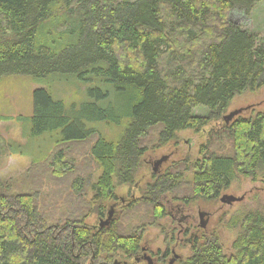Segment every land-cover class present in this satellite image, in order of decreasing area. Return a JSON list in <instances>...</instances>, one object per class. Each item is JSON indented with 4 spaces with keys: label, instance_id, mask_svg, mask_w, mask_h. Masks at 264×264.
<instances>
[{
    "label": "trees",
    "instance_id": "trees-1",
    "mask_svg": "<svg viewBox=\"0 0 264 264\" xmlns=\"http://www.w3.org/2000/svg\"><path fill=\"white\" fill-rule=\"evenodd\" d=\"M261 1L0 0V79L28 76L39 83L62 75L86 87L72 119L64 100L43 88L33 91L30 136L62 132L51 173L63 177L73 171L60 145L95 134L90 155L101 170L91 185L90 212L61 222L48 219L34 195L0 191V264H123L117 255H136L143 231L121 234L116 215L103 227L86 219L91 213L106 217L118 200L119 213L146 200L154 218L168 215L160 198L177 187L180 174L152 172L142 197L126 205L115 193L116 184H133L147 152L142 140L153 127L160 126L158 146L186 130L197 134L211 126L209 134L219 135L215 123L232 143L231 155L210 151V138L200 146V157L190 165L192 199L214 201L237 176L264 170V111L223 120L236 96L264 87V44L230 20L232 11L249 15ZM199 106L208 114H194ZM123 121L115 141L85 125ZM9 147L0 137V157ZM83 183L76 177L72 188L79 192ZM238 225L231 253L217 236L195 234L187 240L190 255L179 264H264V213L249 211Z\"/></svg>",
    "mask_w": 264,
    "mask_h": 264
},
{
    "label": "rangeland",
    "instance_id": "rangeland-1",
    "mask_svg": "<svg viewBox=\"0 0 264 264\" xmlns=\"http://www.w3.org/2000/svg\"><path fill=\"white\" fill-rule=\"evenodd\" d=\"M230 20L254 35L258 45L264 44V0L255 4L249 15L232 11ZM39 88L47 90L55 100H64L69 118L81 108L83 102L81 100L86 97V87L72 76L50 75L39 83L28 76L12 75L0 79V117L5 119L0 121V137L10 146L9 152L0 157V191L9 190L13 195H34L36 204L46 213V217L51 218L52 222L54 220L61 222L66 217L90 212L91 185L101 174L97 163L90 155V147L97 139V135L84 141L60 145L58 148L73 167V171L63 177H55L51 173L50 159L57 142L62 139V132L30 136L28 119L33 113L32 94ZM238 110L241 111L239 115L243 117L264 111V87L257 92L236 96L225 114ZM194 114L205 116L208 111L206 107L199 106L194 109ZM124 124L125 121L118 126L104 122H88L85 125L87 128L93 127L96 133L105 139L115 141L123 131ZM220 127L215 123L214 129L221 138L218 134H209V130L212 129L210 126L197 134L193 131H182L177 134L175 140L164 146L157 145L160 126L148 131L142 140L147 152L140 158L133 184L130 186L116 184V195L122 201H127L123 205L131 198L142 197L147 184L152 181L153 163L162 157L167 159L159 167L158 172L172 176L180 174L182 178L175 183L177 187L174 190L161 196V204L168 214L161 219L153 217L152 205L146 200L132 204L122 213L118 212L121 203L119 200L116 201L115 204L118 206H114L113 211L121 234L127 235L132 232L139 234L143 231L141 245L147 248L148 253L173 250L180 260L190 255V245L185 240L190 239L193 234H213L218 237L226 254L232 252L231 245L240 230L239 218L249 211L264 213V170H258L253 177L237 176L229 188L220 195L242 198L239 202L226 205L219 201L220 198L214 201L192 199L190 165L200 157V146L207 143L210 138L208 145L210 151L232 154V143L225 139ZM76 177L84 180L79 192L72 188V182ZM111 205L113 204L108 206ZM199 212L204 213L203 232L198 228ZM102 219L104 221L105 217ZM181 219L183 222L180 225L178 221H182ZM86 223L97 225L100 222L91 213ZM155 258L156 264H166L170 256L164 259L166 262L160 260L159 255L154 257V260ZM115 261H121L123 264H146L143 260L136 262L133 258L126 259L120 255H117ZM179 261L176 264H179Z\"/></svg>",
    "mask_w": 264,
    "mask_h": 264
},
{
    "label": "flooded vegetation",
    "instance_id": "flooded-vegetation-1",
    "mask_svg": "<svg viewBox=\"0 0 264 264\" xmlns=\"http://www.w3.org/2000/svg\"><path fill=\"white\" fill-rule=\"evenodd\" d=\"M221 198V197H220ZM219 201H220V199H219ZM109 212H111V216L113 217V215H115V213H114V211H113V207H112V209L110 208L109 210H108V212H107V215H106V217H105V220L107 219V217H108V214H109ZM202 214L203 215V217H204V213H202V212H199L198 213V217H199V214ZM182 220V219H181ZM199 220H200V218H199ZM101 221H103V219H99V222H101ZM181 222H183V220L182 221H178V223L181 225ZM200 222V221H199ZM98 224H100V223H98ZM199 225H200V223H199ZM199 225H198V228H199ZM194 236H196L195 234H193V235H191V237H190V239H192ZM141 239H142V235H141ZM187 240L188 239H186L185 240V242H187ZM141 253V254H140ZM148 254V255H147ZM160 256V260H162V261H164V262H166V260H164V259H166L167 257H169L170 256V258L167 260V262H166V264H176L180 259H179V257L177 256V255H175V252L172 250H170V251H168V249H166L164 252H162V253H159V251H157V253H153V252H149L148 253V251H147V248L146 247H143L142 245H140V247H139V251L136 253V255H134L132 258L134 259V261H136V262H139L140 260H143V261H145L146 262V264H156L157 263V261H156V258H155V260H154V257H156V256ZM146 257H149L150 259H151V262H149L147 259H146Z\"/></svg>",
    "mask_w": 264,
    "mask_h": 264
},
{
    "label": "water",
    "instance_id": "water-1",
    "mask_svg": "<svg viewBox=\"0 0 264 264\" xmlns=\"http://www.w3.org/2000/svg\"><path fill=\"white\" fill-rule=\"evenodd\" d=\"M240 113H241L240 110L231 112V113L225 115L223 117V120L225 121L226 124H228L233 118H235ZM166 159H167V157H162L159 160H157L156 162H154L153 163V167H152V172L157 173L159 167L163 164V162L166 161ZM241 199L242 198H236V197L231 196V195H222L221 198H220V202L223 203V204H226V205H231V204H233L235 202H239ZM111 215H112L111 212H109L107 219L104 220V221H101L100 224H99V227L107 226L110 223L111 219H112ZM199 218H200L199 227L200 228H205V223L203 221V215L201 213L199 214ZM146 259L149 262H151V259L149 257H146Z\"/></svg>",
    "mask_w": 264,
    "mask_h": 264
}]
</instances>
